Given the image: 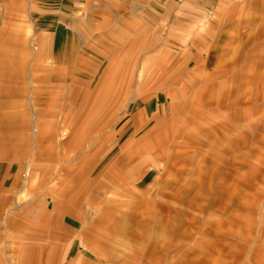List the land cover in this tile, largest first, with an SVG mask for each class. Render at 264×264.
<instances>
[{"label": "rangeland", "instance_id": "1", "mask_svg": "<svg viewBox=\"0 0 264 264\" xmlns=\"http://www.w3.org/2000/svg\"><path fill=\"white\" fill-rule=\"evenodd\" d=\"M6 259L264 264V0H0Z\"/></svg>", "mask_w": 264, "mask_h": 264}, {"label": "crops", "instance_id": "2", "mask_svg": "<svg viewBox=\"0 0 264 264\" xmlns=\"http://www.w3.org/2000/svg\"><path fill=\"white\" fill-rule=\"evenodd\" d=\"M18 244H19V245H22L21 243H18ZM20 247H21V246H20ZM21 248H23V247H21ZM21 248H20V251L22 250ZM7 262H8L7 259H6V262H5V261H4V262H1V260H0V264H7Z\"/></svg>", "mask_w": 264, "mask_h": 264}]
</instances>
